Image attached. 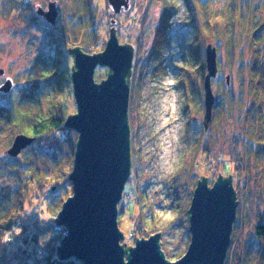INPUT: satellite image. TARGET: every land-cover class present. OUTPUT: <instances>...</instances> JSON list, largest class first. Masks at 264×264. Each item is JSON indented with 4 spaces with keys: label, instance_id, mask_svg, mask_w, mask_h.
Instances as JSON below:
<instances>
[{
    "label": "rangeland",
    "instance_id": "374dc122",
    "mask_svg": "<svg viewBox=\"0 0 264 264\" xmlns=\"http://www.w3.org/2000/svg\"><path fill=\"white\" fill-rule=\"evenodd\" d=\"M19 1L0 0V70H3L0 72V88L8 79L13 84L7 92L0 90V100L12 94L14 112L21 105L28 108L39 105L44 114L53 113L66 118L77 111L72 82L74 57L68 48L79 46L81 42L64 44L63 35L56 30L48 35L44 31V22L48 21L38 12L36 14L44 22L39 19V23H28L25 10L14 7ZM51 1L56 2L59 10L56 24L48 23L55 27L61 25L67 12L63 7L70 4L69 0H32V3L36 10L40 5L47 10ZM97 1L101 4L102 14L98 19L101 18L102 24L100 41L94 52L105 48L113 26L117 29L120 43L126 42L135 48L129 108L134 185L129 198L123 201L124 207L130 205L134 209H126L120 216L119 226L125 234L121 244L134 245L137 237L148 238L162 231V250L170 260L178 259L190 242L188 209L198 179L203 174L212 184L219 173L225 176L231 173L238 207H241V216L244 217L241 222L238 218L235 221L237 246L230 251L232 256L235 255L252 237L256 213L260 211L264 215V202L260 200V194H264V179L259 172L262 164L256 165L254 155H250V159L247 151L252 147L240 139L242 129L239 125L232 120L221 121L220 126L213 125V133L207 142L204 132H208L210 127L203 129L205 109L201 101L197 112L188 108L186 91L180 85L178 75L179 65L187 61L195 49L194 27L186 0H171L177 10L170 21L168 36L158 31L162 0H130L127 11L120 13L114 12L108 0ZM207 1L212 11L225 7L229 2ZM256 1L262 3L264 0ZM221 55L220 74L223 80L228 73L235 75L232 84L234 89H238L236 71L229 68L223 51ZM45 61L50 65L46 66ZM37 65L40 66L39 72H36ZM106 69L98 66L95 78L108 72ZM212 83L215 91L219 82L214 80ZM202 97L204 100V93ZM28 98L32 99L30 103ZM235 138H239L236 147ZM26 148L16 156L20 164L24 163ZM6 156L7 150L0 152V166L9 159ZM223 163H226V170ZM18 178L17 171H0V186L14 187ZM33 187H29L28 199L24 202L28 215L37 213L40 214L38 219L44 218L46 222L52 217L55 222L57 215H53L59 213L60 206L50 211L45 205L50 185L41 191ZM72 193L73 185H69L66 194ZM64 233L66 235L67 232ZM43 237L50 239L51 236L43 234ZM45 243L39 240L36 246L38 255L45 251Z\"/></svg>",
    "mask_w": 264,
    "mask_h": 264
},
{
    "label": "trees",
    "instance_id": "16d2710c",
    "mask_svg": "<svg viewBox=\"0 0 264 264\" xmlns=\"http://www.w3.org/2000/svg\"><path fill=\"white\" fill-rule=\"evenodd\" d=\"M69 2V5L63 7L67 12L64 13L61 25L55 27L40 19L38 14L42 15L44 9L40 5L36 10L32 0H20L14 7L25 10L28 23H39V19L42 20L45 24L44 31L48 35L56 30L63 35L64 44L79 41V46L84 51L94 52L100 41L99 29L102 23L98 16L102 14L101 4L97 0ZM186 2L194 27L195 49L193 55L179 65L178 75L180 85L184 86L186 91L188 108L197 112L198 103L201 101L202 108L205 109L202 97L204 77L207 74L205 50L207 44L212 43L217 47L219 69L216 79L213 78L212 82L217 80L219 84L214 91L216 101L210 130L204 132L207 135L206 141H210L213 125L220 126L221 121L232 120L242 129L240 139L252 147L247 151L250 159V155H254L256 165L262 164V170L260 168L259 172L264 179V1L261 3L256 0H229L225 7L213 11L209 9L207 0ZM176 7L173 1L162 0V17L158 26L160 33L168 36ZM221 51L226 55L229 68L236 71L238 89H234L232 84V77L235 75L228 73L230 82L227 83V75L223 80L220 74ZM44 64L50 65L46 61ZM35 68L36 72H39L40 66ZM107 73H103L96 80L105 78ZM11 95L8 94L7 99L0 100V152L8 150L18 134L34 137L35 141L24 151H28L24 163L20 164L16 157L7 154L8 160L12 161L7 160L0 166V171H17L19 176L14 187L0 186V264H12L14 260L16 264H83L75 257L68 260L59 258L57 248L65 236L64 227L58 226L52 217L45 222L44 218L38 219L40 214L29 216L24 208L29 187L34 186L41 191L47 185H50V191L45 205L50 211L57 210L59 206L62 208L64 201L70 196L66 193L69 191V185H72L69 176L73 169L78 132L65 126L67 117L61 118L53 113L44 114L39 105L28 108L19 104L21 106L14 112L11 105L14 100ZM28 100V103L32 101L30 98ZM238 140L239 138L234 143H238ZM223 164L226 170V163ZM133 179L132 171L118 206V221L126 209L131 211L132 207L127 203V207H124L123 201L128 199V194L132 192ZM260 200L264 202V194H260ZM237 212L238 222H241L244 218L241 216V207H238ZM256 214L257 221L252 237L232 256L230 251L237 246L234 233L237 222L234 223L225 264H264V215L260 211ZM56 215L58 213L53 216ZM43 234H50V239L44 238ZM40 239L46 242L42 255H38L36 250Z\"/></svg>",
    "mask_w": 264,
    "mask_h": 264
},
{
    "label": "water",
    "instance_id": "95a60500",
    "mask_svg": "<svg viewBox=\"0 0 264 264\" xmlns=\"http://www.w3.org/2000/svg\"><path fill=\"white\" fill-rule=\"evenodd\" d=\"M109 3L120 13L129 7L130 0ZM58 14L55 1L42 11L51 25L56 24ZM68 52L74 57L77 111L66 118L65 126L78 132V140L69 176L73 193L56 218L57 225L67 232L57 248L59 258L75 257L83 264H225L239 206L231 173H219L212 184L203 174L198 179L188 209L191 238L178 259L170 260L162 250V231L148 238L137 237L134 245L121 244L125 234L119 226L118 206L132 173L129 108L135 48L121 44L113 26L102 51L89 53L75 46ZM205 52L203 125L208 129L216 101L212 79L219 69L217 47L209 43ZM98 66L108 68L100 81L95 78ZM226 79L229 83L230 76ZM12 85L8 79L0 90L7 92ZM34 141V137L18 134L7 154L16 157Z\"/></svg>",
    "mask_w": 264,
    "mask_h": 264
},
{
    "label": "flooded vegetation",
    "instance_id": "af4514ba",
    "mask_svg": "<svg viewBox=\"0 0 264 264\" xmlns=\"http://www.w3.org/2000/svg\"><path fill=\"white\" fill-rule=\"evenodd\" d=\"M42 11H45V9ZM124 11H127V10L123 7L121 12H124Z\"/></svg>",
    "mask_w": 264,
    "mask_h": 264
}]
</instances>
